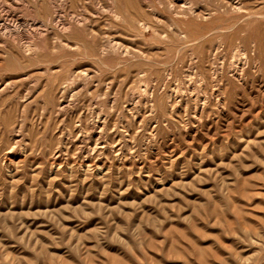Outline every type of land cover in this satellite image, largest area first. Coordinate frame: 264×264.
<instances>
[{
  "label": "rangeland",
  "instance_id": "374dc122",
  "mask_svg": "<svg viewBox=\"0 0 264 264\" xmlns=\"http://www.w3.org/2000/svg\"><path fill=\"white\" fill-rule=\"evenodd\" d=\"M0 264H264V0H0Z\"/></svg>",
  "mask_w": 264,
  "mask_h": 264
},
{
  "label": "bare ground",
  "instance_id": "6f19581e",
  "mask_svg": "<svg viewBox=\"0 0 264 264\" xmlns=\"http://www.w3.org/2000/svg\"><path fill=\"white\" fill-rule=\"evenodd\" d=\"M79 20V19H78ZM146 27V26H145ZM34 28V27H33ZM73 74V73H72ZM85 78V77H84ZM64 107V106H63ZM97 119V118H96ZM103 120V119H102ZM103 124V123H102ZM99 126V125H98ZM91 139V138H90ZM96 143V142H95ZM97 144V143H96ZM94 149V148H93Z\"/></svg>",
  "mask_w": 264,
  "mask_h": 264
}]
</instances>
